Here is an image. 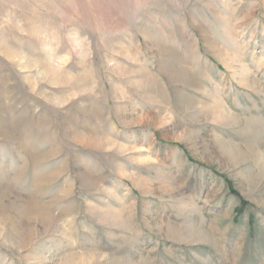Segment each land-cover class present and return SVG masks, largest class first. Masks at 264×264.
Returning a JSON list of instances; mask_svg holds the SVG:
<instances>
[{"label":"rangeland","instance_id":"1","mask_svg":"<svg viewBox=\"0 0 264 264\" xmlns=\"http://www.w3.org/2000/svg\"><path fill=\"white\" fill-rule=\"evenodd\" d=\"M0 264H264V0H0Z\"/></svg>","mask_w":264,"mask_h":264}]
</instances>
